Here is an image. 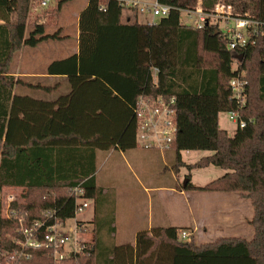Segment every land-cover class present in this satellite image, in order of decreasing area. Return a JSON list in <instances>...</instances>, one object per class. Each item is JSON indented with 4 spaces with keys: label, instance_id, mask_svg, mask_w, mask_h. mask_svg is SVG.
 <instances>
[{
    "label": "trees",
    "instance_id": "obj_1",
    "mask_svg": "<svg viewBox=\"0 0 264 264\" xmlns=\"http://www.w3.org/2000/svg\"><path fill=\"white\" fill-rule=\"evenodd\" d=\"M67 1L60 0L56 11ZM217 1L203 0V7L211 9ZM224 1L264 24V0ZM158 2L172 11L148 26L125 23L115 2L101 12L98 0H88L78 17V54L46 70L65 76L70 92L44 102L13 95L20 81L9 76L10 66L22 47L65 38L60 30L45 34L43 24L26 34L30 0H0V249H12L17 237V224L1 216L3 188L32 193L19 206L28 221L53 210L62 222L75 218V198L68 190L78 188L94 209L93 244L74 257L78 264H264V35L254 45L231 50L216 25L196 30L181 24L179 11L195 0ZM241 71L248 82L242 114L254 122L230 137L218 117L236 109L228 83ZM140 96L176 98V165H184L181 152L203 151L211 154L184 167L225 172L202 187L187 178L180 191L236 193L249 200L251 241L224 238L197 245L193 238L180 241L179 230L169 227L137 234L134 246L115 245L113 197L96 186V155L136 147L134 109ZM94 97L97 103L90 101ZM27 264L52 260L32 252Z\"/></svg>",
    "mask_w": 264,
    "mask_h": 264
},
{
    "label": "crops",
    "instance_id": "obj_2",
    "mask_svg": "<svg viewBox=\"0 0 264 264\" xmlns=\"http://www.w3.org/2000/svg\"><path fill=\"white\" fill-rule=\"evenodd\" d=\"M45 34H48L46 30ZM59 36L65 38L61 33ZM78 36L77 19L73 48H69V42L65 41V38L64 41L43 42L34 48L22 47L15 53L9 76L20 83L15 85L13 95L44 102H54L68 95L70 86L67 78L61 75H47L46 70L52 62L78 54ZM51 43L55 44L50 45ZM90 101L97 103L95 97ZM171 153L174 155L172 167L167 162ZM155 155L163 162L164 169L153 167ZM180 159L182 164L188 165L182 157ZM184 165H176L173 150L159 153L136 146L127 151L112 148L97 152L95 182L103 193L113 197L114 238L120 235L123 236L122 240H131L119 245L134 246L137 234L169 227L187 231L190 240L193 238L197 245L213 243L224 238H240L246 241L253 239V209L250 201L236 193L180 191L182 184L178 177L182 174ZM168 167L172 168V173L168 171ZM164 176L168 178V183L159 184L158 181ZM138 194L140 198L144 197L143 204ZM90 205L93 206L92 201ZM92 220L93 214L90 218L84 217L80 220L75 217L76 222L85 223V226L91 229Z\"/></svg>",
    "mask_w": 264,
    "mask_h": 264
},
{
    "label": "built area",
    "instance_id": "obj_3",
    "mask_svg": "<svg viewBox=\"0 0 264 264\" xmlns=\"http://www.w3.org/2000/svg\"><path fill=\"white\" fill-rule=\"evenodd\" d=\"M60 0H30L29 16L35 25L43 24V14L51 6L57 7ZM99 11L105 12L109 2H115L122 11L125 23L135 22L139 25H155L156 19L167 18L172 8L160 4L158 0H98ZM56 3V4H55ZM54 9V8H53ZM183 26L196 30L208 24L224 23L218 31L228 40L231 50L245 49L255 44L257 36L264 35V24L254 20L248 13L239 14L230 3L218 0L211 9L203 7V0H195V4L180 10ZM237 69V65L234 70ZM248 82L244 72H239L229 83L230 98L236 106L227 112V118L236 130H243L253 119H245L243 110L247 106ZM176 98L138 97L134 109L136 120V146L143 150L164 153L172 150L176 133ZM10 189V188H9ZM12 190V189H10ZM68 194L75 198L76 215L83 213L91 200L82 198L83 191L78 188L69 189ZM21 201L14 193H1V216L5 220L17 224V237L12 239L14 247L10 250L0 249V264H27L32 259V252H42L44 257L52 260V264H66L68 260L83 252L85 245L91 241L82 239L84 228L75 221L74 227L66 228V221L55 217V211L46 210L39 219L28 221L27 214L19 210ZM69 219V220H74ZM182 242H189L190 235L185 230L178 231Z\"/></svg>",
    "mask_w": 264,
    "mask_h": 264
},
{
    "label": "rangeland",
    "instance_id": "obj_4",
    "mask_svg": "<svg viewBox=\"0 0 264 264\" xmlns=\"http://www.w3.org/2000/svg\"><path fill=\"white\" fill-rule=\"evenodd\" d=\"M88 3V0H68L66 3L63 4V6L61 7V10L58 12L56 11L57 9L54 6H51L50 8H48L44 14H43V25L45 27V30L48 34H53L56 31H58L60 29V33L66 38L65 41H68V46L69 48H73L75 45V34H76V30H77V19H78V13L80 11H82L86 5ZM56 4V3H55ZM54 8V9H53ZM159 21V19H156L155 22L157 23ZM34 20L32 21V16L27 17L26 20V25H27V30H26V34H28L32 28L34 27ZM214 25L217 26V30H219L220 28H224L225 24L222 23L220 24L219 22L215 23ZM64 41V40H62ZM55 43H51L50 45H54ZM236 65L233 66V68H235ZM218 124L219 127L222 128L224 131L227 132V134L232 137L236 131L235 126L229 122L228 118H227V114L226 113H221L219 114L218 117ZM211 153L210 152H203V151H198V152H191L190 154H186V153H182L181 157L183 159L184 162H186L188 165L189 164H194L197 161H199L201 158L205 157V156H209ZM154 162H153V167H158V168H163L162 166V161L160 160V158L155 155L154 156ZM165 162V161H164ZM167 162H169V166L174 162V155L173 153H171L168 158H167ZM171 173L172 168L170 169V167H168ZM182 174L179 175L178 179L179 182L181 184H184L189 178L191 180V183H193L196 186H204L212 181H214L215 179L219 178L222 176L223 171L217 167L214 166H209L207 168H203V169H192V170H187V168H183L181 170ZM188 176V177H187ZM188 178V179H187ZM159 184H163V183H168V178L166 176H164L163 178H161V180L158 181ZM12 190H10V189ZM2 193H14L18 196V199L22 202L20 206L25 205L27 199L29 196H32V193L27 191V189L25 188H18V187H6L3 188ZM138 197L140 198V194H138ZM141 199V204H143L144 202V197L140 198ZM92 211H93V206L90 205L83 213H79L77 214V219L80 220L84 217H91L92 216ZM75 224V219L74 220H67L66 221V228L68 227H74ZM79 224L84 228V230H82V239L86 240V241H91L87 243L85 245H92L93 244V226L92 229L91 227H86L85 223H81L79 222ZM123 236L117 235L114 238V243L116 245L122 244L124 241H131V240H122ZM222 237V236H220ZM129 239V238H126ZM82 255V254H79ZM66 264H78V259L74 258L71 260H68Z\"/></svg>",
    "mask_w": 264,
    "mask_h": 264
}]
</instances>
